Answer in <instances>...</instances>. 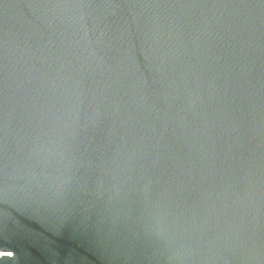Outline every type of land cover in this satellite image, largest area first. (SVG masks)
<instances>
[{"label":"water","instance_id":"water-1","mask_svg":"<svg viewBox=\"0 0 264 264\" xmlns=\"http://www.w3.org/2000/svg\"><path fill=\"white\" fill-rule=\"evenodd\" d=\"M0 264H264V0H0Z\"/></svg>","mask_w":264,"mask_h":264}]
</instances>
